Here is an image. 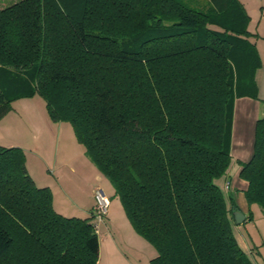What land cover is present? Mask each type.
<instances>
[{
	"label": "trees",
	"instance_id": "trees-1",
	"mask_svg": "<svg viewBox=\"0 0 264 264\" xmlns=\"http://www.w3.org/2000/svg\"><path fill=\"white\" fill-rule=\"evenodd\" d=\"M248 21L240 0L0 7V119L39 92L154 246L152 264H252L231 227L240 208L216 183L228 181L235 100L258 98ZM238 163L237 190L264 210V112ZM98 255L92 213L56 211L23 150L0 145V264H96Z\"/></svg>",
	"mask_w": 264,
	"mask_h": 264
},
{
	"label": "rangeland",
	"instance_id": "rangeland-1",
	"mask_svg": "<svg viewBox=\"0 0 264 264\" xmlns=\"http://www.w3.org/2000/svg\"><path fill=\"white\" fill-rule=\"evenodd\" d=\"M17 1L19 0H0V7ZM240 1L249 15L247 25L250 33L249 39L255 43L261 63L254 77L258 98L249 97V100H253V104L258 102L256 103L259 104L258 113H262L264 106L260 98H264V0ZM246 97L236 99L237 109H235L232 126V138L236 147L231 149L234 156L232 155L227 170V180L230 185L228 189H225L223 177L219 178L216 183L226 197L227 194L232 193L234 198H237L241 208L244 209L245 216L250 215L249 219L240 224L232 220V231L250 262L264 264V210L256 203L249 205L245 200L244 191L237 190L243 186V181L238 175L239 167L236 166L237 158L244 150H247L246 155L249 157L255 132V120L251 118L252 116L250 117L252 113L246 115L242 110L244 106L248 104L250 106ZM60 128L64 130V137L67 133L66 128H68L69 134L73 136L75 144L79 147L66 146L64 138L59 143L58 135L62 131L59 130ZM75 138L69 121L50 119L45 99L39 92L30 97L13 100L10 113L0 119V145L16 146L23 150L28 173L37 186L49 188L52 205L56 211L65 216L84 217L83 211L86 208L84 205L88 204L92 188L101 187L110 202L108 213L98 231L103 254H105L104 238L110 233V237H115L118 245L125 249L132 259L139 254L140 264H152L150 257L154 255V246L134 230L112 183L87 157L84 146ZM65 159L70 162L63 164ZM87 162L98 170L99 178L93 176L94 171L88 168L89 163ZM78 205L83 206L84 209L81 210Z\"/></svg>",
	"mask_w": 264,
	"mask_h": 264
},
{
	"label": "crops",
	"instance_id": "crops-1",
	"mask_svg": "<svg viewBox=\"0 0 264 264\" xmlns=\"http://www.w3.org/2000/svg\"><path fill=\"white\" fill-rule=\"evenodd\" d=\"M246 101H249V103H250V106H249V104L247 105V106H244V108L242 109L243 110V112H245L246 113V115L247 114H250V113H252V114H250V117L252 118V119H254L255 121H256V119L258 118V116H259V114H262V113H258V107H259V104H256V103H258V102H256L255 104H253V100H249L250 98L249 97H246ZM261 99V98H260ZM250 108V109H249ZM235 109H237V105H236V100H235V104H234V113H235ZM11 111V110H10ZM10 111L8 112V113H6L5 115H8L9 113H10ZM234 113H233V120H234ZM4 115V116H5ZM3 116V117H4ZM257 116V117H256ZM2 117V118H3ZM256 118V119H255ZM255 121H254V123H255ZM47 124H48V122H47ZM49 125V124H48ZM62 126V125H61ZM60 131L62 130V128H60L59 129ZM66 130H67V133H66V135H65V137H64V130H62L61 131V133H59V138H58V140H59V143H61L62 142V140H63V138L65 139V142H64V144L66 145V146H68V145H70V146H72V147H79V145L78 144H75V140H74V138H73V136H71L70 134H69V130H68V128H66ZM76 139V138H75ZM235 145H234V143H233V138H232V141H231V149H235ZM252 153V152H251ZM80 153H78V155H79ZM242 155H240L238 158H237V161L239 162V161H246L249 157H250V155H249V157H247L248 155H246V154H248L247 153V150H244L243 151V153H241ZM231 155H233L234 156V152L231 150ZM246 155V156H245ZM238 156V155H237ZM242 157V158H241ZM87 161V160H86ZM56 162H57V160H56ZM55 162V163H56ZM68 162H70L69 160H67V159H65L64 161H63V164H67ZM238 162H236V166L237 167H239V164H238ZM87 163H89V162H87ZM88 166V168L90 169V170H92V171H94V177H96V178H99L100 177V174H99V172H98V170H96V168H94V166H90V163H89V165H87ZM92 167V168H91ZM89 176H91V175H89ZM97 187V186H96ZM95 188V187H94ZM94 188H92V190H91V197H90V199H88V204L87 205H84L86 208L84 209V207L83 206H81V205H78L79 206V208L82 210V209H84L85 211H83V213H84V215L85 216H88V215H90L91 213H92V211H93V208H94V204H95V201H94V197H93V190H94ZM101 188V187H100ZM54 199V198H53ZM246 200V199H245ZM235 201L237 202V204H238V206H239V208L242 210V211H244V209H242L241 208V206H240V204L238 203V200H237V198H235ZM58 210V209H57ZM103 223V222H102ZM101 223V224H102ZM105 223V222H104ZM104 236H105V234H104ZM142 237V236H141ZM98 238H99V255H98V260H97V263L96 264H140L141 263V258H140V255L139 254H137L136 256H134L133 257V259H132V257L127 253V251L125 250V249H123V248H121L120 247V245H118V243H117V241H116V239H115V237H110V233H108L106 236H105V240H104V245H105V250H104V252H105V254H103V252H102V249H101V243H100V237H99V235H98ZM138 239H140V238H138ZM154 249V248H153ZM153 254L154 255H151V257H150V259H152L153 257H155L156 256V254H157V252H156V250L154 249V251H153Z\"/></svg>",
	"mask_w": 264,
	"mask_h": 264
},
{
	"label": "built area",
	"instance_id": "built-area-1",
	"mask_svg": "<svg viewBox=\"0 0 264 264\" xmlns=\"http://www.w3.org/2000/svg\"><path fill=\"white\" fill-rule=\"evenodd\" d=\"M230 185L229 181L224 182L225 189H228ZM93 196L95 199L94 208L92 211L93 215V227L98 234L100 224L103 222L104 217L108 213L109 199L105 196L102 188L95 187L93 190Z\"/></svg>",
	"mask_w": 264,
	"mask_h": 264
},
{
	"label": "water",
	"instance_id": "water-1",
	"mask_svg": "<svg viewBox=\"0 0 264 264\" xmlns=\"http://www.w3.org/2000/svg\"><path fill=\"white\" fill-rule=\"evenodd\" d=\"M245 218L246 216L241 209L233 210V219L237 224L243 222Z\"/></svg>",
	"mask_w": 264,
	"mask_h": 264
}]
</instances>
